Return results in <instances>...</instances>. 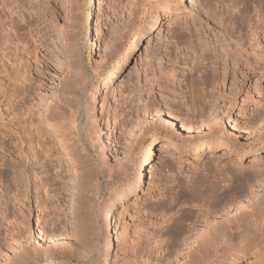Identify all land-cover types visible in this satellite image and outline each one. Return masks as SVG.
I'll return each instance as SVG.
<instances>
[{
  "label": "rangeland",
  "instance_id": "1",
  "mask_svg": "<svg viewBox=\"0 0 264 264\" xmlns=\"http://www.w3.org/2000/svg\"><path fill=\"white\" fill-rule=\"evenodd\" d=\"M155 16L164 23L150 40ZM0 32L8 53L24 39L40 59L22 78L6 62L0 264H186L196 234L223 219L205 215L174 250L170 232L205 209L192 180L230 166L250 176L240 211L264 199V11L253 0H0ZM154 111L172 117L166 136L149 131ZM217 252L203 264L220 263Z\"/></svg>",
  "mask_w": 264,
  "mask_h": 264
},
{
  "label": "bare ground",
  "instance_id": "2",
  "mask_svg": "<svg viewBox=\"0 0 264 264\" xmlns=\"http://www.w3.org/2000/svg\"><path fill=\"white\" fill-rule=\"evenodd\" d=\"M253 1L256 2L258 5H260L264 11V0H253ZM5 12L4 15H7L5 14ZM177 12L178 9L168 12L165 17V20L172 18V16ZM7 13L10 16L9 19L11 22V27L13 26V29L16 31L17 30L22 31L23 24L17 23L16 21H14L13 17H11L12 14L14 13H12L11 10ZM88 17H90L89 12H88ZM14 18L16 17L14 16ZM26 22H24V24H26ZM153 22H154V26L152 31L150 32L149 38L154 31L158 30L161 27V25L164 23V20L163 21L159 20L158 17L155 16ZM24 26L25 25H23V27ZM1 32H3V30H1ZM20 41L21 43H17L16 45L14 44L15 51H13V53H8L7 47L9 45L7 46V44L8 42H10L8 35L4 33L2 34L0 39V46L2 47L3 45L7 46L4 48L0 47V61H2L0 66L3 67L2 71H4L2 72L4 74L2 76L0 75V81L2 82V84L0 85V94L2 95L3 98L8 97L7 94L5 93V88H6L5 78L8 77L9 83L13 81L10 73L6 70L7 61L9 60L13 61L11 63L12 64L11 66H15V67L13 68V70H11V72L16 73V76H14L15 78H19L20 77L19 74L21 72L28 74L30 70L33 69V67L40 65V59L37 57L38 46L33 44L32 46L33 49L30 50L31 48L29 46L30 43L28 45V43L25 42L24 39H21ZM136 47L137 45L133 47L132 53L135 51ZM8 54H10L11 59L8 58L7 56ZM130 56L131 53L128 54L125 62L121 63L119 67L120 70L123 69V65L129 60ZM114 76H115L114 73L113 74L111 73L109 75L111 79H113ZM171 120L172 117H168L167 114L162 113L161 111H154L151 113L147 121V126H149L150 129L149 131L152 134L163 133V136H166L164 132L169 127V122ZM259 130H264V126L259 127ZM233 132L234 129L231 128V132L229 133V135L233 134ZM2 135L3 136L0 141V149L5 146L4 139L7 137V134H5V132H3ZM210 142L207 140L200 141L199 142L200 145L198 148L202 149L205 146L208 147L210 146ZM226 144L223 141L217 143V145L219 146L227 147ZM173 147H174V143L172 142L167 144H162L160 149H158V151H154L152 147H148L143 152V157L141 160L142 164L144 166L150 165L152 157L156 154H158L159 158L160 157L164 158L165 156L168 155L170 148ZM251 152H252L251 155L254 157H256V155L260 153L258 149H254ZM234 154H238L240 156L244 155L243 152L241 151L238 152L237 150H235ZM221 169H224L225 178L220 179L217 177V173L221 174V172H217V171L211 172L210 170H208L207 173L203 174V177L201 178L196 177L194 180H192L194 181L192 182L194 184V187L193 186L192 187L195 194H194V198L192 197L191 200L195 201L196 203H199V205L203 206L205 209L204 211L201 210L202 212L201 213L199 212V215L197 216H193V214H192L193 217L191 215L190 216L188 215V217L185 216V219L182 220L183 221L182 224L177 229L174 227L175 229H173V231L170 232L171 235L173 234L172 237L174 238V241H172L174 250L179 251L181 246H183V250H184L185 246L188 244V238H190L191 234L195 232L194 227L196 226V224L198 225L201 222V220L203 221V223L207 222V218L204 217L205 215H207V217L209 218L210 216H216V213L218 214L219 212H222L223 214L222 213L221 214L223 215V219L219 221L218 224H214L215 226L213 227L210 226L211 224H206L204 229H202L198 234L195 233L197 235L196 242L198 241V238L201 235L203 234L204 235L202 236L201 240L197 243L196 250H194L197 251L194 252L197 254L196 256L197 258L194 257L195 259L190 260L191 259L189 258L190 256L187 257L188 259L186 264H203L204 260L208 259V257L210 256L209 254L213 253L214 255H216L218 253L217 251H220L219 252L220 256H222L221 262L218 264H232L234 261L242 259L244 255L247 254L250 250L255 251L257 248L259 249L262 255L261 258L259 257L260 259L258 260V262H254L253 264H264V199L252 201L251 202L252 204H250L249 206L250 208L249 210L240 211L241 206L239 205L240 204L239 202L241 200L240 198H242V195L244 194L243 190H241V186L243 185V183L240 180L241 177L244 176L245 174L243 175L242 174L243 172L239 171L238 169L231 168L230 166H225L224 168ZM142 177L140 176V178H138V186L142 182ZM243 178L244 180H246L244 181L246 184L248 183L247 180L248 178L250 179V176L245 175V177ZM183 186L184 184L182 182H178V189H179L177 192L178 197H183L186 195L185 194L186 192L185 193L183 192L184 191ZM249 198L250 200H252L253 196ZM7 204H8V200L5 201V206L2 209L3 214H5L7 211ZM187 221L189 222V224L186 225ZM214 223H216L215 220ZM188 249L192 250L193 246L191 245ZM188 253L189 251L187 252V254ZM86 259L89 262L90 257L87 256Z\"/></svg>",
  "mask_w": 264,
  "mask_h": 264
}]
</instances>
